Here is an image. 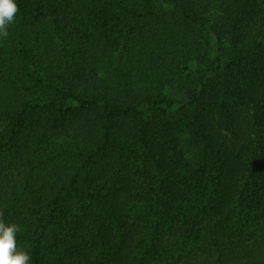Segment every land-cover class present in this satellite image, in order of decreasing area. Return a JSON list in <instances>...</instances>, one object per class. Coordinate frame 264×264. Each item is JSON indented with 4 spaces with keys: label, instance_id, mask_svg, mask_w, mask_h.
<instances>
[{
    "label": "trees",
    "instance_id": "trees-1",
    "mask_svg": "<svg viewBox=\"0 0 264 264\" xmlns=\"http://www.w3.org/2000/svg\"><path fill=\"white\" fill-rule=\"evenodd\" d=\"M0 220L30 264H264V0H14Z\"/></svg>",
    "mask_w": 264,
    "mask_h": 264
},
{
    "label": "clouds",
    "instance_id": "clouds-1",
    "mask_svg": "<svg viewBox=\"0 0 264 264\" xmlns=\"http://www.w3.org/2000/svg\"><path fill=\"white\" fill-rule=\"evenodd\" d=\"M17 12L14 0H0V36H8V26L14 23ZM20 231L19 225L0 220V264H30L29 252L17 247L16 234Z\"/></svg>",
    "mask_w": 264,
    "mask_h": 264
}]
</instances>
